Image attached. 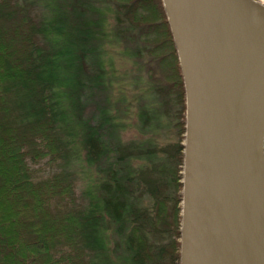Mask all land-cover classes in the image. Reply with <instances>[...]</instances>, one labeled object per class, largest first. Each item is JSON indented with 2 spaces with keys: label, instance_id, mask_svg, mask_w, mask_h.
<instances>
[{
  "label": "trees",
  "instance_id": "16d2710c",
  "mask_svg": "<svg viewBox=\"0 0 264 264\" xmlns=\"http://www.w3.org/2000/svg\"><path fill=\"white\" fill-rule=\"evenodd\" d=\"M184 131L162 0H0V264H179Z\"/></svg>",
  "mask_w": 264,
  "mask_h": 264
},
{
  "label": "water",
  "instance_id": "95a60500",
  "mask_svg": "<svg viewBox=\"0 0 264 264\" xmlns=\"http://www.w3.org/2000/svg\"><path fill=\"white\" fill-rule=\"evenodd\" d=\"M162 4L185 93L179 264H264L249 112L264 102V0Z\"/></svg>",
  "mask_w": 264,
  "mask_h": 264
},
{
  "label": "bare ground",
  "instance_id": "6f19581e",
  "mask_svg": "<svg viewBox=\"0 0 264 264\" xmlns=\"http://www.w3.org/2000/svg\"><path fill=\"white\" fill-rule=\"evenodd\" d=\"M262 38H264V27L262 29ZM257 117L258 120L255 121L257 132L254 139L255 159L251 168V179L255 182H260L264 180V102L261 105V109L257 112ZM239 127L241 128L242 125Z\"/></svg>",
  "mask_w": 264,
  "mask_h": 264
},
{
  "label": "rangeland",
  "instance_id": "374dc122",
  "mask_svg": "<svg viewBox=\"0 0 264 264\" xmlns=\"http://www.w3.org/2000/svg\"><path fill=\"white\" fill-rule=\"evenodd\" d=\"M255 108H256V105H250V108H249V112L251 111L252 112V115H251V117H252V120H254V119H256V120H258V117H257V115H256V112H255ZM258 110V109H257ZM258 112V111H257Z\"/></svg>",
  "mask_w": 264,
  "mask_h": 264
}]
</instances>
